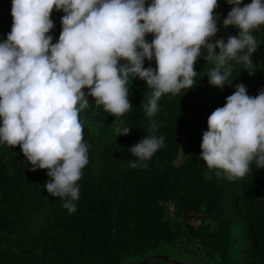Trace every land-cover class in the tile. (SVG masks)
I'll return each mask as SVG.
<instances>
[{"label":"trees","instance_id":"1","mask_svg":"<svg viewBox=\"0 0 264 264\" xmlns=\"http://www.w3.org/2000/svg\"><path fill=\"white\" fill-rule=\"evenodd\" d=\"M250 2L243 0L241 7ZM232 7L217 0L219 30L213 39L238 35L233 26L222 24ZM10 9L11 0H0V42L11 29ZM63 15L55 9L50 15L52 43L58 40ZM251 34L258 44L251 57L253 75L232 61L231 83L210 85L207 73L215 61L202 56L194 63L196 85L162 95L152 117L145 110L152 89L138 78L129 80L132 108L123 116L104 112L87 97L89 107L79 115L87 121L83 141L89 145V162L77 181L80 197L74 213L63 206L65 199L44 189L50 179L47 169L30 171L19 145L0 144V264H134L160 247L169 249L162 256L170 260L156 258L149 264L184 259L264 264V169L253 162L249 174L229 180L199 157L209 115L224 105L235 86L244 84L252 97L264 87V25ZM145 39L151 42L152 34ZM149 66L155 69L154 60L144 61ZM125 127L130 132L118 136ZM146 135L163 136L164 144L144 162L146 167L131 168L136 158L128 149ZM168 202H173L174 214Z\"/></svg>","mask_w":264,"mask_h":264},{"label":"clouds","instance_id":"2","mask_svg":"<svg viewBox=\"0 0 264 264\" xmlns=\"http://www.w3.org/2000/svg\"><path fill=\"white\" fill-rule=\"evenodd\" d=\"M225 3L233 7L222 24L238 35L212 39L219 30L217 0H150L147 7L146 0H11V29L0 42V144L19 145L30 171L47 169L44 189L65 199L63 206L74 213L77 181L89 162L87 121L79 115L89 107L88 96L104 112L123 116L132 108L129 80L138 78L152 89L145 109L152 117L162 95L196 85L194 63L202 56L215 61L207 73L210 85L231 83L232 61L254 74L258 44L251 32L264 25V0L242 7L243 0ZM54 9L64 15L52 43L47 34ZM145 60H154L155 69L144 67ZM163 144V136L143 137L128 149L136 158L129 167H146ZM200 148L207 167L229 180L249 174L253 162L264 169V87L252 97L237 84L209 115Z\"/></svg>","mask_w":264,"mask_h":264},{"label":"rangeland","instance_id":"3","mask_svg":"<svg viewBox=\"0 0 264 264\" xmlns=\"http://www.w3.org/2000/svg\"><path fill=\"white\" fill-rule=\"evenodd\" d=\"M213 39V38H212ZM190 222H193V223H195V224H197L198 222L197 221H193V220H191ZM168 250L169 249H167V248H165V247H160V249L159 250H156L155 252H158L157 254H155V255H152V256H157V257H160V255L162 256V255H165V253H168ZM162 257H166V256H162ZM140 262V261H139ZM184 262H186V263H188V264H199L198 263V261H191L190 259H189V261L187 260V259H184ZM138 263V262H137ZM135 264V263H134Z\"/></svg>","mask_w":264,"mask_h":264},{"label":"water","instance_id":"4","mask_svg":"<svg viewBox=\"0 0 264 264\" xmlns=\"http://www.w3.org/2000/svg\"><path fill=\"white\" fill-rule=\"evenodd\" d=\"M156 258H163V259H165V260H170L168 257H162V256H160V257H157V256H151V257L146 258V259H144V260H142V261H140V262H138V263H135V264H149L150 262L154 261ZM175 262H177V263H179V264H188V263L183 262V261H175Z\"/></svg>","mask_w":264,"mask_h":264},{"label":"built area","instance_id":"5","mask_svg":"<svg viewBox=\"0 0 264 264\" xmlns=\"http://www.w3.org/2000/svg\"><path fill=\"white\" fill-rule=\"evenodd\" d=\"M167 205H168L170 213L174 214V204H173V202H168Z\"/></svg>","mask_w":264,"mask_h":264}]
</instances>
